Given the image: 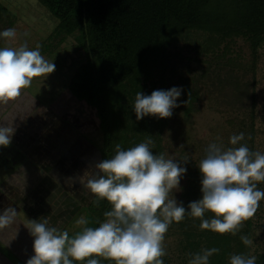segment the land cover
Returning <instances> with one entry per match:
<instances>
[{
    "label": "trees",
    "instance_id": "1",
    "mask_svg": "<svg viewBox=\"0 0 264 264\" xmlns=\"http://www.w3.org/2000/svg\"><path fill=\"white\" fill-rule=\"evenodd\" d=\"M39 1L57 19V25L42 46L43 50L52 52L68 37L74 36L79 49L84 51L66 89L76 101L85 102L95 109L103 141L99 144L93 136L90 141L100 150L101 160L111 158L117 144L127 149L148 139L152 141L151 149L155 154H163L167 158L169 152H177L176 148L172 149L171 137L167 135V117L147 115L137 120L133 111L138 91L149 95L153 90H166L172 86L182 87V94L177 99L182 102L179 106L188 117L207 91L214 94V100L226 106L228 138L243 132L245 136L241 143L256 151V69L260 50L264 48V0ZM0 21H6L10 27L15 22V16L1 0ZM238 39L248 43L250 58L246 63L240 62L239 52L234 55ZM182 47L194 50L198 58H187L185 62L186 58L181 57ZM194 62H200V67L193 66ZM54 108V105L50 108L52 112ZM5 113L9 114L8 110ZM8 122L13 123L11 120ZM79 135L84 134L79 132ZM76 142L78 140L74 138L70 144ZM55 143L56 150H59L60 143ZM75 148L77 145L70 149L73 151ZM7 150L0 146V159L5 157L2 151ZM70 153L69 156H72L73 152ZM177 153V160H185L184 149L180 148ZM19 155H25L24 159H20ZM10 156L15 166L9 172L0 174V185L15 183L14 193L9 196L17 206L30 195L36 196L38 205L43 200V188L40 186L44 184L41 183L48 182L43 177L48 174L55 181L61 168L68 163L65 158H61V162L53 160L52 166L49 164L51 167L46 170L30 153L25 154L17 149L10 152ZM199 162H192L190 158L183 162L187 171L180 180V189L175 198L183 202L186 209L190 201L202 196ZM28 165L30 169L27 171ZM24 172L28 173L22 176ZM58 185L61 187V184ZM257 186L264 189V182H257ZM75 200L79 204L74 202L65 223L55 225L53 220L47 219L52 227L70 231V237L85 226L97 227L106 219L104 213L112 207L105 198L96 195L82 203ZM262 214L264 199L259 202L255 214L243 221L233 235L202 229L201 218L192 217L186 212L185 218L179 222L173 221L164 234V264H188L191 254L212 247L220 251L209 258V264H230L229 257L237 253L256 256V264H264V251L254 253L252 250L257 241L256 222ZM79 215L87 219V225L76 224L75 227ZM213 215L208 211L205 218ZM31 216L39 219L32 213ZM242 235L253 243L245 245L240 239ZM0 254L3 252L0 251ZM93 257L101 264H116L113 258L96 254ZM93 257L74 261V264H85L87 259ZM6 260L15 264L8 257ZM17 260L18 264H25Z\"/></svg>",
    "mask_w": 264,
    "mask_h": 264
},
{
    "label": "clouds",
    "instance_id": "2",
    "mask_svg": "<svg viewBox=\"0 0 264 264\" xmlns=\"http://www.w3.org/2000/svg\"><path fill=\"white\" fill-rule=\"evenodd\" d=\"M0 39H17V30H0ZM54 69L55 64L41 54L39 46L30 48L27 42L16 47L0 46V99L17 97L34 77H47ZM181 94V86L156 89L149 95L138 91L133 106L136 119L147 115L170 117L182 103L177 99ZM15 131L0 125V146L10 145ZM244 136L243 132L230 136L229 143L235 147L225 148L215 142L207 146L206 155L197 165L202 196L190 201L187 209L173 194L180 189L187 159L155 154L151 139L127 149L117 144L111 158L98 161L80 175V183L90 193L112 205L104 213L106 219L97 227H83L73 237L66 230L49 226L47 220L32 219L27 228L33 237V255L26 264H74L93 254L113 258L116 264H164V234L173 221L183 220L186 212L201 218L202 229L235 235L264 199V189L257 186L264 181V152L252 151L241 143ZM208 211L214 215L205 218ZM14 216L15 208H4L0 226L12 222ZM76 223L87 225L88 221L81 216ZM240 239L245 245L253 243L244 235ZM219 251L216 247L204 248L191 254L188 264H209V258ZM256 260V256L243 253L229 257L230 264H256ZM85 264L101 262L93 257Z\"/></svg>",
    "mask_w": 264,
    "mask_h": 264
},
{
    "label": "rangeland",
    "instance_id": "3",
    "mask_svg": "<svg viewBox=\"0 0 264 264\" xmlns=\"http://www.w3.org/2000/svg\"><path fill=\"white\" fill-rule=\"evenodd\" d=\"M1 1L15 16V22L11 28L17 30V39H0V46L16 47L19 43L27 42L30 48L39 46L41 54L55 64L52 73L47 77H34L32 83L21 89L17 97L1 99L0 125L16 128L6 153L16 152L17 149L29 151L30 156L47 170L52 166L55 156L57 159L63 158L65 154L69 153L67 155L69 156L70 152H73V155L69 156L68 163L61 168V173L55 177V181L50 179L48 174L43 177V180L48 181H43L44 183L41 184L44 186H40L43 188V202L40 200L37 205L35 195L26 197L20 202L19 213L15 214L12 222L0 228V251L5 254H0V264H10L6 260L7 257L15 264V261H18L17 258L26 264L27 259L33 255V237L27 228V225L34 219L31 213L41 221L48 219L53 220L55 225H61L68 220L74 202L79 204L75 198L80 203L93 198L94 194L80 183V175L90 171L89 167L94 168L95 163L101 160V152L93 145L90 138L93 136L99 144L103 140L95 109L85 102L76 101L66 89L71 73L83 57L84 52L83 49H79L76 38L70 36L52 52H45L42 46L57 25V19L39 0ZM6 28H10L7 22L0 21V30ZM234 49V55L237 52L241 55L240 62L249 61L250 49L247 42L238 39ZM181 51V57L186 58L185 62L188 61L187 58H198L197 53L192 49L182 47ZM199 64L200 62H194L192 65L200 67ZM202 65L204 66V64ZM256 77L258 82L254 107L255 144L256 151L264 152V48L259 53ZM213 95L207 91L204 99L190 117L185 115L180 106L174 108L172 115L167 117V135L169 138L171 137V146L174 147L172 149L176 148L177 152L180 148L184 149V158H190L192 162L195 160L199 162L206 155V148L210 143L215 142L225 148L232 146L227 134L226 106L215 101ZM53 105L55 108L52 112L50 108ZM246 108L249 110V105ZM6 110L9 114L5 113ZM16 116L18 117L16 118ZM10 120L13 123H9ZM79 132L84 135L80 136ZM74 138L78 142L70 144ZM55 142L60 143L59 150H56ZM79 144L80 146H78ZM75 145L77 148L72 151ZM177 152H169L167 158L176 159ZM8 157L11 159L10 155ZM11 160L13 161V159ZM1 161L3 162V158ZM12 164L13 162L7 166L8 169L14 168L15 164ZM29 169L28 165L26 170ZM53 170L56 169L53 168ZM25 173L28 172L21 173V175L23 176ZM4 184L6 183H2V185ZM58 184H61V187ZM4 187L8 194L14 193L11 186L4 185ZM177 193L178 190H173L175 197ZM42 209L44 213H42ZM81 216L79 215L78 218ZM256 223L257 241H255L256 245L252 246L254 253L255 251H264V214ZM76 224L75 222V227ZM49 226L52 227V225ZM68 234L71 236L70 231Z\"/></svg>",
    "mask_w": 264,
    "mask_h": 264
},
{
    "label": "crops",
    "instance_id": "4",
    "mask_svg": "<svg viewBox=\"0 0 264 264\" xmlns=\"http://www.w3.org/2000/svg\"><path fill=\"white\" fill-rule=\"evenodd\" d=\"M5 148H9V147L6 146ZM24 152H25V154L29 153V151L27 152L25 150H24ZM2 153L5 155L4 158H6V159L3 158V162L0 159V174L1 173L3 174L4 172H9L11 169H8L7 166L11 165V162L14 161V160L13 161L11 160L12 157H11V159L8 157L10 155V153L7 154L6 151L5 152L2 151ZM4 185H7V183ZM4 185H2V184L0 185V211H2L4 208H7L8 206H11V207L15 208V214L19 213L20 208L12 201L9 194L5 191L6 189H5ZM5 226L6 225L0 226V228H3Z\"/></svg>",
    "mask_w": 264,
    "mask_h": 264
},
{
    "label": "flooded vegetation",
    "instance_id": "5",
    "mask_svg": "<svg viewBox=\"0 0 264 264\" xmlns=\"http://www.w3.org/2000/svg\"><path fill=\"white\" fill-rule=\"evenodd\" d=\"M52 155H53V154H52ZM65 155H66V154H65ZM65 155H64L63 158H65V160H70L69 156H67V155L65 156ZM24 157H25V155H19V158H20V159H24ZM31 157H32V156H31ZM25 159H26V158H25ZM60 159H61V158H58V159H57V157H55V159H53V160H55V161H56V160L60 161ZM16 160H18V158H17ZM53 160H52V161H53ZM60 162H61V161H60ZM14 184H15L14 182H11L10 184L7 183V185H8V186H11V188H12L13 190H14V188H15V187L13 186ZM18 207H19V206H18ZM19 208H20V207H19ZM9 228H10V227H9ZM4 229H5V228H4ZM3 254H4V253H3ZM4 255H5V254H4ZM7 256H8V255H7ZM10 262H11V261H10ZM15 262H17V264H18L19 261H15Z\"/></svg>",
    "mask_w": 264,
    "mask_h": 264
}]
</instances>
